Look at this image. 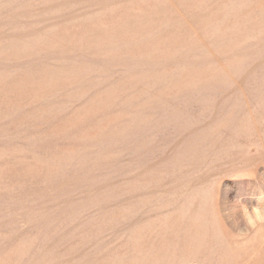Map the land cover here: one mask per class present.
Returning <instances> with one entry per match:
<instances>
[{"label":"rangeland","instance_id":"rangeland-1","mask_svg":"<svg viewBox=\"0 0 264 264\" xmlns=\"http://www.w3.org/2000/svg\"><path fill=\"white\" fill-rule=\"evenodd\" d=\"M0 264H264V0H0Z\"/></svg>","mask_w":264,"mask_h":264}]
</instances>
